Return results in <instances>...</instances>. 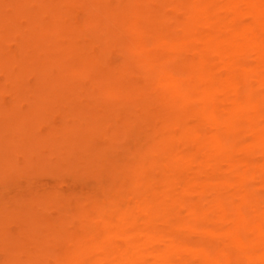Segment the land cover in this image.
Returning a JSON list of instances; mask_svg holds the SVG:
<instances>
[{"label": "clouds", "instance_id": "clouds-1", "mask_svg": "<svg viewBox=\"0 0 264 264\" xmlns=\"http://www.w3.org/2000/svg\"><path fill=\"white\" fill-rule=\"evenodd\" d=\"M141 2L146 23L87 27L138 86L84 63L60 66L52 87L89 102V138L108 139V117L125 110L113 143L137 123L147 140L105 198L71 218L81 235L61 237L70 251L45 248L30 264H264V0ZM237 19L251 23L235 30Z\"/></svg>", "mask_w": 264, "mask_h": 264}, {"label": "rangeland", "instance_id": "rangeland-1", "mask_svg": "<svg viewBox=\"0 0 264 264\" xmlns=\"http://www.w3.org/2000/svg\"><path fill=\"white\" fill-rule=\"evenodd\" d=\"M61 2L0 0V264H30L45 248L58 256L64 240L49 236L47 223L64 217L69 230H79L78 223L69 227L71 218L117 185L111 164L121 171L147 140L146 125L137 123L124 145L113 143L125 110L108 117V139L89 138V102L62 97L52 85L60 66L95 63L98 78L138 86V79H121L122 58L109 55L87 27L106 19L146 23L148 8L141 0H76L65 12Z\"/></svg>", "mask_w": 264, "mask_h": 264}, {"label": "bare ground", "instance_id": "bare-ground-1", "mask_svg": "<svg viewBox=\"0 0 264 264\" xmlns=\"http://www.w3.org/2000/svg\"><path fill=\"white\" fill-rule=\"evenodd\" d=\"M56 10V8H53V10ZM54 10V11H55ZM57 22H53L52 24H56ZM251 23L250 20H240V19H237L231 26L235 29V30H240L244 25H247ZM53 27V26H52ZM164 31H167V29H163ZM56 44H58L57 42H59V40H55ZM61 42V41H60ZM62 45V43H61ZM64 46H66L67 48H71L72 45L69 43V44H65ZM128 88H132V87H128ZM111 169H112V175H113V179L118 183V179H117V175L118 173L120 172L119 170L121 169V164L119 162H114L111 164ZM108 191H106L104 193L103 196H100L98 197L97 201H100V200H103L105 198V195ZM67 223H66V220L65 218L63 217H60L58 218V220H56V222H48L47 223V231L49 233V236H60L62 237L65 233H73L75 236H79L81 235V233L79 232V230H69L67 227ZM70 251L67 243L65 241H61L59 242V254L58 256H64L66 255L68 252ZM31 257V256H29Z\"/></svg>", "mask_w": 264, "mask_h": 264}]
</instances>
